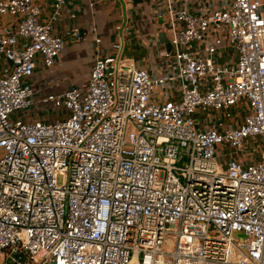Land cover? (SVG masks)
I'll return each mask as SVG.
<instances>
[{
    "label": "built area",
    "instance_id": "obj_1",
    "mask_svg": "<svg viewBox=\"0 0 264 264\" xmlns=\"http://www.w3.org/2000/svg\"><path fill=\"white\" fill-rule=\"evenodd\" d=\"M49 1L41 21L36 0H0V264H264V0H151L167 70L124 56L118 28L86 84L28 119L35 67L65 45L67 0ZM250 139L256 158L220 165Z\"/></svg>",
    "mask_w": 264,
    "mask_h": 264
},
{
    "label": "crops",
    "instance_id": "obj_2",
    "mask_svg": "<svg viewBox=\"0 0 264 264\" xmlns=\"http://www.w3.org/2000/svg\"><path fill=\"white\" fill-rule=\"evenodd\" d=\"M36 1L41 7L40 20L46 21L50 1ZM198 1L175 0L178 6L189 9H194ZM154 12L151 0H67L60 19L53 27L65 40L64 50L51 67H44L38 62L30 79L39 111L32 116L46 118L44 107L38 101L47 94L61 93L71 86L86 84L96 53L108 55L112 52L111 45L118 28L127 27L129 34L124 56H131L136 66L151 73L159 74L167 70L170 66L164 57L163 35L168 39V32L163 25L164 21L153 18ZM70 13L75 16L71 17ZM12 25L10 17L0 18V29ZM97 38L99 42H96ZM8 65L9 62L0 55V73ZM220 115L211 112L207 114L206 120L216 122ZM241 116L242 111H235L234 120L224 122L223 126L238 124ZM196 123L201 128V109L196 114ZM245 152L243 155L235 154L227 145H220L217 157H222L224 163L235 157L244 163L250 162L258 156L257 142L247 140Z\"/></svg>",
    "mask_w": 264,
    "mask_h": 264
},
{
    "label": "rangeland",
    "instance_id": "obj_3",
    "mask_svg": "<svg viewBox=\"0 0 264 264\" xmlns=\"http://www.w3.org/2000/svg\"><path fill=\"white\" fill-rule=\"evenodd\" d=\"M161 22H163V20L161 19ZM227 58H230V56H228ZM226 58V59H227ZM34 98V97H33ZM35 102V101H34ZM44 107V106H43ZM42 107V108H43ZM32 109H33V111L32 112H28L27 113V115H25L26 116V118H28V119H30L31 118V116L36 112V113H38L39 111H38V108H37V105H35V103H34V105L32 106ZM43 110H45V107H44V109ZM242 113H243V111H242ZM17 114L19 115V116H22V117H25L24 116V112H17ZM201 120H203L202 118H201ZM217 160H218V162L220 163V165L221 166H224V159L222 158V157H217Z\"/></svg>",
    "mask_w": 264,
    "mask_h": 264
},
{
    "label": "water",
    "instance_id": "obj_4",
    "mask_svg": "<svg viewBox=\"0 0 264 264\" xmlns=\"http://www.w3.org/2000/svg\"><path fill=\"white\" fill-rule=\"evenodd\" d=\"M163 36H164L163 44H164L165 51H169V49H170V42L168 41V39L166 38L165 35H163Z\"/></svg>",
    "mask_w": 264,
    "mask_h": 264
}]
</instances>
